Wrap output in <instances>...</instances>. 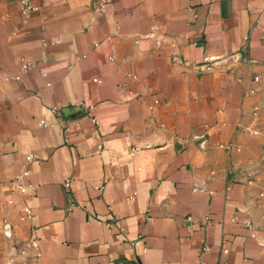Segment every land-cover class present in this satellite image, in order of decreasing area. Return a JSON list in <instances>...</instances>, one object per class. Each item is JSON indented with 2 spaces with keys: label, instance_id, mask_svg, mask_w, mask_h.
<instances>
[{
  "label": "crops",
  "instance_id": "1",
  "mask_svg": "<svg viewBox=\"0 0 264 264\" xmlns=\"http://www.w3.org/2000/svg\"><path fill=\"white\" fill-rule=\"evenodd\" d=\"M30 2L0 0V264H264V0Z\"/></svg>",
  "mask_w": 264,
  "mask_h": 264
},
{
  "label": "rangeland",
  "instance_id": "2",
  "mask_svg": "<svg viewBox=\"0 0 264 264\" xmlns=\"http://www.w3.org/2000/svg\"><path fill=\"white\" fill-rule=\"evenodd\" d=\"M262 148L260 152H255L257 155L258 153L261 154L260 159L262 160V165H264V135H262ZM257 168L254 169L256 174H251L249 179V182L251 183V186L253 187L254 191V197H253V205L255 214L259 219V222L264 223V167L262 170L259 171Z\"/></svg>",
  "mask_w": 264,
  "mask_h": 264
},
{
  "label": "built area",
  "instance_id": "3",
  "mask_svg": "<svg viewBox=\"0 0 264 264\" xmlns=\"http://www.w3.org/2000/svg\"><path fill=\"white\" fill-rule=\"evenodd\" d=\"M22 4H23V13L24 14H28L32 11L36 10V7L32 5V3L30 2V0H22ZM105 6V1H103L101 3V9H103ZM29 67V64H24V68L27 69ZM28 161H32L33 157L32 156H28L27 157ZM29 175V173L27 171H22L21 173H19L16 177H15V183L17 185V189L24 194H28L31 193V187H33L32 185L28 184L26 182V178ZM64 185L66 188V191H70L71 186H72V179L67 177L64 179ZM35 194L34 192L32 193V195ZM26 213L31 216V210L30 209H26L25 210Z\"/></svg>",
  "mask_w": 264,
  "mask_h": 264
}]
</instances>
